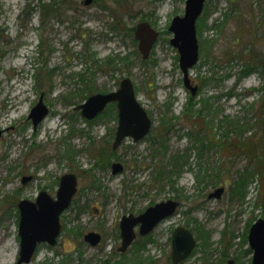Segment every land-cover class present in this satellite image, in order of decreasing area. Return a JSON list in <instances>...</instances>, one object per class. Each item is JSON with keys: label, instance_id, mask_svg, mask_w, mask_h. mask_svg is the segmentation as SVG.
I'll return each instance as SVG.
<instances>
[{"label": "rangeland", "instance_id": "1", "mask_svg": "<svg viewBox=\"0 0 264 264\" xmlns=\"http://www.w3.org/2000/svg\"><path fill=\"white\" fill-rule=\"evenodd\" d=\"M85 1L0 0V247L13 244L8 264L20 255L18 203L43 190L55 196L68 173L78 189L58 243L40 245L28 264H172L177 226L198 242L181 264H251L249 231L264 218V0L205 2L189 72L195 96L170 43L186 0ZM143 21L160 33L146 60L134 37ZM126 77L153 125L113 149L116 104L90 121L76 107ZM41 97L49 114L35 128L29 115ZM117 162L124 170L113 174ZM26 176L33 179L23 185ZM218 188L221 198L209 199ZM168 199L180 201L177 213L119 252L122 216ZM91 231L103 236L96 247L84 241Z\"/></svg>", "mask_w": 264, "mask_h": 264}, {"label": "water", "instance_id": "2", "mask_svg": "<svg viewBox=\"0 0 264 264\" xmlns=\"http://www.w3.org/2000/svg\"><path fill=\"white\" fill-rule=\"evenodd\" d=\"M206 0H186L183 16H176L169 27L173 33L170 43L179 52V63L184 76V84L196 95L197 86L191 85L189 71L199 60V43L197 38L196 22L203 12ZM86 0L85 4H90ZM134 37L138 41V49L143 59H148L153 46L158 40L159 32L147 21L137 24ZM116 102L118 109V127L115 135L113 148L117 149L122 141L132 137L137 142L143 139L151 130L152 120L147 111L136 98L134 84L130 78H124L120 87L107 93H96L89 96L86 101L76 107L81 110L83 117L88 120L96 118L110 103ZM49 113L43 98L32 109L29 118L33 125H37ZM1 134V131H0ZM123 164L120 162L112 165V173H122ZM32 177H23V185L27 184ZM77 176L72 173L61 177L60 186L53 197L46 191H41L35 201L24 199L18 203L20 213L19 235L20 256L17 264H28L39 244L47 243L56 245L61 234V214L70 206L77 192ZM224 193V188H218L209 195V199H219ZM180 206L175 199L158 202L149 206L139 215H124L120 222L122 246L119 251H126L137 238L138 234L145 237L152 233L155 228L165 219L173 216ZM101 234L89 232L84 236L85 242L96 246L101 241ZM249 246L253 251L251 264H264V218L258 219L250 228L248 235ZM197 245V240L191 230L184 226H178L172 233V264H180L192 254Z\"/></svg>", "mask_w": 264, "mask_h": 264}, {"label": "bare ground", "instance_id": "3", "mask_svg": "<svg viewBox=\"0 0 264 264\" xmlns=\"http://www.w3.org/2000/svg\"><path fill=\"white\" fill-rule=\"evenodd\" d=\"M13 244H7V249L0 247V264H8L13 256ZM6 252H12L6 254Z\"/></svg>", "mask_w": 264, "mask_h": 264}, {"label": "flooded vegetation", "instance_id": "4", "mask_svg": "<svg viewBox=\"0 0 264 264\" xmlns=\"http://www.w3.org/2000/svg\"><path fill=\"white\" fill-rule=\"evenodd\" d=\"M30 177H32V176H30ZM32 179H33V177H32ZM32 179L30 180V181H32ZM29 181V182H30ZM60 181H61V179H60ZM60 181H59V186H60ZM26 185V184H25ZM43 191H45V190H43ZM47 192V191H46ZM74 198H75V196H74ZM74 198H73V201H72V203H71V205L73 204V202H74ZM71 205H70V207H71ZM69 207V208H70ZM68 208V209H69ZM67 209V210H68ZM67 210H65L62 214H61V216L67 211ZM61 219V218H60ZM136 231L138 232V227L136 228ZM91 232H95V231H91ZM89 233V232H88ZM97 233H99V232H97ZM99 234H101V233H99ZM86 235V234H85ZM84 235V236H85ZM121 235V234H120ZM101 236H102V234H101ZM138 238H140V236H137V238L135 239V241L131 244V246L136 242V240L138 239ZM141 238H145V237H141ZM102 239H103V236H102V238H101V241H102ZM121 240H122V238H121ZM85 241V240H84ZM101 241L96 245V246H98L100 243H101ZM85 243H87V242H85ZM89 244V243H88ZM90 245V244H89ZM90 246H92V245H90ZM96 246H92V247H96ZM121 246H122V242H121ZM120 246V247H121ZM130 246V247H131ZM120 247L118 248V251H119V249H120ZM128 249V248H127ZM127 251V250H126ZM126 251H124V252H126ZM119 252H122V251H119ZM124 252H122V253H124Z\"/></svg>", "mask_w": 264, "mask_h": 264}, {"label": "trees", "instance_id": "5", "mask_svg": "<svg viewBox=\"0 0 264 264\" xmlns=\"http://www.w3.org/2000/svg\"><path fill=\"white\" fill-rule=\"evenodd\" d=\"M112 105H109L107 108L110 109ZM106 108L105 111H107L108 109ZM250 252V249L248 250Z\"/></svg>", "mask_w": 264, "mask_h": 264}]
</instances>
